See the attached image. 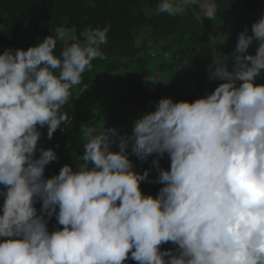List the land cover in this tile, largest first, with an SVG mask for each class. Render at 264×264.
I'll use <instances>...</instances> for the list:
<instances>
[{"label":"clouds","instance_id":"9594fccd","mask_svg":"<svg viewBox=\"0 0 264 264\" xmlns=\"http://www.w3.org/2000/svg\"><path fill=\"white\" fill-rule=\"evenodd\" d=\"M194 4L159 0L155 14L183 16ZM199 6L205 18L217 15L214 0ZM110 27L84 29L83 46L71 43L59 57L63 27L0 54V264H264V85L254 84L264 71V13L251 35L247 26L238 33L231 71L213 49L208 79L223 83L210 94L161 98L131 134L82 124V163L44 177L58 157L38 146V129L51 140L69 122L63 106L92 61L106 58ZM129 147L141 162L153 157L155 197L140 188L153 182L152 169L134 171ZM165 155L169 170L159 167ZM53 217L61 227L50 232ZM169 242L174 248L162 250Z\"/></svg>","mask_w":264,"mask_h":264},{"label":"trees","instance_id":"16d2710c","mask_svg":"<svg viewBox=\"0 0 264 264\" xmlns=\"http://www.w3.org/2000/svg\"><path fill=\"white\" fill-rule=\"evenodd\" d=\"M214 2L218 11L215 18L210 20L202 13L192 15L189 10L183 16H169L166 13L156 15L155 9L159 0H0V54L6 48L27 50L49 35L55 38L56 29L63 27L73 36L57 40L54 54L59 57L63 48L71 43L78 42L83 46L84 37L80 33L84 29L111 26L107 43L100 46L106 58L92 61V69L82 74L81 83L71 89L72 95L63 106L62 110L67 112L69 122L62 124L51 140L47 139L46 127L38 129L42 133L38 146L53 149L58 157L57 161L50 162L45 167V178L57 175L65 164L75 170L82 163L85 143L80 132L82 124L96 128L97 134L103 130L98 124L99 118L91 109L101 101L99 87H116L115 93L110 96L117 98H114V102L113 99L111 101L114 104L120 103L122 107L117 112L120 115L109 117L114 121L115 128L131 134L132 127L128 131L123 129L126 121L133 126L131 117L134 114L139 113L140 117L154 111L155 104L161 98L173 100L179 84L187 85L188 94H193V98L188 96L179 101L193 102L210 94L223 83L208 79L207 69L213 61V49L217 52V59L227 60L228 70L231 71L237 35L245 26L251 35L252 23L264 13V0ZM197 5L192 6L196 8ZM256 47L254 42L247 54L255 55ZM208 49L212 54L205 56ZM162 57L170 60L163 62ZM184 61L187 63L183 66ZM155 73L169 75L170 80L160 87ZM145 78L156 84L147 85ZM254 84L264 85V71L255 79ZM152 90L154 93L150 95ZM119 92L122 95L119 96ZM126 106L130 107L127 111L124 109ZM124 113L130 115H123ZM110 150L119 149L113 146ZM127 151L134 171L142 174L145 169H152L148 179L153 182H142L140 188L143 194L155 197L162 185L154 182L157 172L152 167L153 157L141 162L131 154L130 147ZM38 156L37 152L36 158ZM159 167L170 169L167 155L159 160ZM2 203L0 198V204ZM34 206L39 212L40 203L37 202ZM47 227L51 232L61 226L57 225L53 217ZM172 248L174 245L171 242L161 246L162 250ZM124 264L137 262L129 259Z\"/></svg>","mask_w":264,"mask_h":264},{"label":"rangeland","instance_id":"374dc122","mask_svg":"<svg viewBox=\"0 0 264 264\" xmlns=\"http://www.w3.org/2000/svg\"><path fill=\"white\" fill-rule=\"evenodd\" d=\"M201 0H197V6L196 8H194L195 6H192L191 9L189 10L192 15L193 14H198V13H203L202 9L200 8L199 4H200ZM245 13H242V15H244ZM252 16V14H249ZM65 36L67 37H72V33H70L69 31H65ZM138 42L141 43V41L138 39ZM212 54V51H210L209 49L205 51L204 55L207 56V55H211ZM168 60H170L169 58H166V57H162L161 58V61L163 62H167ZM156 74V73H155ZM156 80L158 81L157 83L160 85V87H163V85L165 84L166 85V81L170 80V76L169 75H160V74H156ZM185 81H186V78H185ZM116 82L114 81L113 84H115ZM148 84H152V85H155L156 82H151L147 83ZM163 84V85H162ZM146 85V84H145ZM146 85V86H147ZM99 90L101 91L102 93V98H101V101L98 102L97 104L93 105L92 106V110L94 111V113L97 115V117L99 118L98 120V124L99 126H101L102 128H115L114 127V121L112 119H110L109 115H114L113 117H115L116 115H120L119 113V110H120V107H122L119 104H114L112 103V101L114 102V98H117V96L115 97H111L110 95H113V93H115L116 91V87L110 85V86H101L99 87ZM188 86H184V85H181L179 84V87L177 88L176 92H175V97H173V102H178L180 99H184V98H187L188 96L192 97L193 98V94L189 95L188 92ZM179 92L181 94V96L179 97ZM154 93V91L152 90L150 92V95H152ZM122 95L121 92H119V96ZM111 99H113L111 101ZM187 102H190L188 100H186ZM110 104V105H109ZM124 109L127 111L128 109H130L129 106H126L124 107ZM117 113V114H116ZM123 115H130V114H127V113H124ZM140 114L137 113V114H134V116L131 117V119L134 121L136 120L137 118H139ZM118 121L120 120L119 118H117ZM125 127V128H124ZM131 127L132 125L130 124V122L125 123V125L123 126V129H126L127 131L130 129L131 130ZM117 130L118 133L120 134H124L119 128H115ZM122 132V133H121ZM115 148L118 149V147L116 145H113ZM155 171V170H154Z\"/></svg>","mask_w":264,"mask_h":264}]
</instances>
